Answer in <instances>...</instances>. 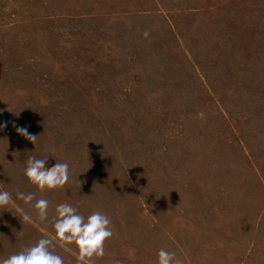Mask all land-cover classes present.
Listing matches in <instances>:
<instances>
[{
  "label": "rangeland",
  "instance_id": "rangeland-1",
  "mask_svg": "<svg viewBox=\"0 0 264 264\" xmlns=\"http://www.w3.org/2000/svg\"><path fill=\"white\" fill-rule=\"evenodd\" d=\"M29 157L68 182L39 190ZM0 191V259L68 203L111 219L95 264H264V0H0Z\"/></svg>",
  "mask_w": 264,
  "mask_h": 264
},
{
  "label": "clouds",
  "instance_id": "clouds-1",
  "mask_svg": "<svg viewBox=\"0 0 264 264\" xmlns=\"http://www.w3.org/2000/svg\"><path fill=\"white\" fill-rule=\"evenodd\" d=\"M144 35L147 36L148 33L145 32ZM16 131L35 143L36 135L29 134L27 129L18 127ZM46 164L47 157L39 159L29 157L25 162V177L41 191L63 188L69 180L68 163L55 162L50 167H46ZM17 199L34 207L39 220L48 219L47 199H37L32 204L34 194L23 192H17ZM11 202V194L8 191H0V207L7 206ZM24 219L30 220V217L25 216ZM110 224V217L98 210L85 218L78 214L77 209L71 204L59 203L55 207V217L52 222L54 237L42 236L35 244L0 259V264H65L64 258L53 251L56 247L55 241H59L62 247L76 246L77 264H95L92 258L105 255L104 242L113 235ZM113 264H120V261L116 260ZM157 264H183V262L174 252L161 248L157 252Z\"/></svg>",
  "mask_w": 264,
  "mask_h": 264
}]
</instances>
